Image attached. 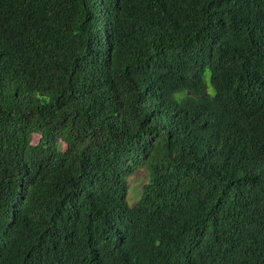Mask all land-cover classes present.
<instances>
[{
	"label": "trees",
	"instance_id": "trees-1",
	"mask_svg": "<svg viewBox=\"0 0 264 264\" xmlns=\"http://www.w3.org/2000/svg\"><path fill=\"white\" fill-rule=\"evenodd\" d=\"M0 264H264V0H0Z\"/></svg>",
	"mask_w": 264,
	"mask_h": 264
},
{
	"label": "rangeland",
	"instance_id": "rangeland-1",
	"mask_svg": "<svg viewBox=\"0 0 264 264\" xmlns=\"http://www.w3.org/2000/svg\"><path fill=\"white\" fill-rule=\"evenodd\" d=\"M208 81V90L209 92H213V87L210 83V72L206 75ZM148 181V174L145 170L138 171L135 175L131 176L129 179L130 189H129V197L128 201L130 204H133L138 200L141 194V190L144 184Z\"/></svg>",
	"mask_w": 264,
	"mask_h": 264
}]
</instances>
